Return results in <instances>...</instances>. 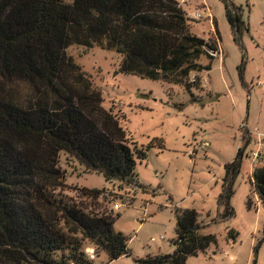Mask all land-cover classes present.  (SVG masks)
<instances>
[{"label": "trees", "instance_id": "obj_1", "mask_svg": "<svg viewBox=\"0 0 264 264\" xmlns=\"http://www.w3.org/2000/svg\"><path fill=\"white\" fill-rule=\"evenodd\" d=\"M226 11L238 37L249 30L240 8L226 2ZM186 13L177 0H0V264H93L85 242L112 263L131 256L126 236L114 228L119 216L88 206L103 190L79 189L80 201L66 196L60 155L108 183L143 187L136 166L153 146L131 142L68 49L114 51L122 57L119 74L180 85L191 102L202 103L193 92L202 89L201 80L190 78L211 70L219 42L193 35ZM203 57L211 60L207 66L200 64ZM242 160L239 151L225 165L219 204L226 218L234 214L232 185ZM252 184L264 205V168L254 171ZM202 228L196 211L178 210L175 253L134 264H187L216 244ZM237 237L230 232L233 241Z\"/></svg>", "mask_w": 264, "mask_h": 264}, {"label": "rangeland", "instance_id": "obj_2", "mask_svg": "<svg viewBox=\"0 0 264 264\" xmlns=\"http://www.w3.org/2000/svg\"><path fill=\"white\" fill-rule=\"evenodd\" d=\"M190 24V32L206 41L219 42L211 70L194 72L202 89L189 93L180 85L119 74L122 57L99 47L74 46L69 55L100 90L103 106L118 115L131 142L152 148L138 161V184L112 181L91 173L67 154L60 155L66 174V196L80 201L79 189L103 190L88 206L98 214L119 216L114 228L128 240L131 256L109 262L90 242L84 251L96 250L93 264H134L148 256L174 254L178 210L199 214L202 233L216 236V244L187 264H253L254 250L262 243L256 264H264V205L255 193L252 176L264 168V0H177ZM226 2L241 9L249 30L240 37L227 20ZM200 12L202 19L195 20ZM209 14L212 19H209ZM216 31L218 37L216 36ZM237 39V40H236ZM163 140V141H161ZM161 141V142H160ZM163 142V147L162 146ZM208 143L209 147H202ZM243 160L233 185L230 206L224 216L219 204L225 191V165ZM262 160L253 164L254 154ZM251 200L252 208L247 209ZM238 233L237 240L230 232ZM155 239V241H153Z\"/></svg>", "mask_w": 264, "mask_h": 264}, {"label": "built area", "instance_id": "obj_3", "mask_svg": "<svg viewBox=\"0 0 264 264\" xmlns=\"http://www.w3.org/2000/svg\"><path fill=\"white\" fill-rule=\"evenodd\" d=\"M208 18L212 19L210 14H209ZM199 19L200 20L202 19L201 15H200V12L195 14V20H199ZM202 147H209V144L206 143V144L202 145ZM259 160L260 161L262 160V157H261L260 153L259 154L255 153L254 154L253 164L258 163ZM153 241H155V239H153ZM95 252H96V250L94 248H88V249H86L85 254L88 257V259L92 261V260H94L96 258V253Z\"/></svg>", "mask_w": 264, "mask_h": 264}]
</instances>
